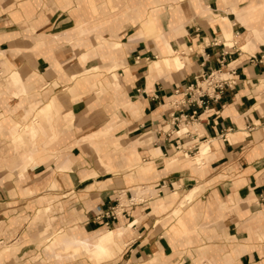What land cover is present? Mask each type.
Listing matches in <instances>:
<instances>
[{
    "label": "crops",
    "instance_id": "0c3cea01",
    "mask_svg": "<svg viewBox=\"0 0 264 264\" xmlns=\"http://www.w3.org/2000/svg\"><path fill=\"white\" fill-rule=\"evenodd\" d=\"M217 71L236 84L199 97ZM3 243L0 264H264V0H0Z\"/></svg>",
    "mask_w": 264,
    "mask_h": 264
},
{
    "label": "bare ground",
    "instance_id": "6f19581e",
    "mask_svg": "<svg viewBox=\"0 0 264 264\" xmlns=\"http://www.w3.org/2000/svg\"><path fill=\"white\" fill-rule=\"evenodd\" d=\"M251 7H252V4H251ZM246 22H247V20H246ZM141 35H143V34H141ZM172 48L173 47H171L170 44L167 43V48L160 51L159 54L161 55V57H162L163 60H162V62L157 63L158 66L164 65V66H166L168 68H174V69H177V68L181 67L182 63H181L180 57L178 56V54L175 53V51ZM117 67H120V66H117ZM96 136L98 137L100 135L99 134H96ZM20 140H21V137H19V142H20ZM208 153H209V145L206 144V143H203L201 145L200 151L196 155H194L193 157H189V160H190V162L192 164H199L202 161L203 158H206V156H207ZM151 169H152L151 167H149V168H143V170H146V171L147 170H151ZM189 197H191V196H189ZM189 197H187V199H189ZM182 205L184 206V203H182ZM180 211H181V209H178L175 213H180ZM109 238H111V235H109ZM109 238L103 237L101 239V243L98 246V255H99L100 258H110L112 256L111 255V250H110V248L108 246V239ZM76 242H77L76 237H74L72 235H68V241L64 242V245L65 246H70V245L72 246V245H75ZM75 247H76V249L78 251L81 250V249L82 250H88V246H87V242L86 241H82L80 244L76 245Z\"/></svg>",
    "mask_w": 264,
    "mask_h": 264
},
{
    "label": "built area",
    "instance_id": "2783aa9c",
    "mask_svg": "<svg viewBox=\"0 0 264 264\" xmlns=\"http://www.w3.org/2000/svg\"><path fill=\"white\" fill-rule=\"evenodd\" d=\"M216 75H218V76H216ZM225 76L226 75L224 73H222L221 71H217V72H213L210 75L206 76V78H204L201 81V84L197 83V88L201 89L200 92H197L199 97L209 95L207 92L208 90H213V91H216V90L220 91L221 90L222 91L226 86H233L236 84L235 80L230 79L229 77H225ZM193 90H194L193 86L188 88V91L193 92ZM178 93H179V91H178ZM215 98H217V95L215 96ZM174 105H176V106L184 105V101H182V100L177 101L176 100ZM193 153H194V150L190 149L187 151V153H185V155L190 156ZM121 213H122V210L120 209V204H118L117 206H114L110 211L105 212L104 214H99L97 216V219H101L102 217L116 219Z\"/></svg>",
    "mask_w": 264,
    "mask_h": 264
},
{
    "label": "rangeland",
    "instance_id": "374dc122",
    "mask_svg": "<svg viewBox=\"0 0 264 264\" xmlns=\"http://www.w3.org/2000/svg\"><path fill=\"white\" fill-rule=\"evenodd\" d=\"M216 76H218V75H216ZM206 84V83H205ZM36 111V110H35ZM38 117H39V113L38 112H34L33 113V121H35V119H38ZM25 123V122H24ZM35 123V122H34ZM25 125V124H24ZM28 129V128H27ZM24 130H26V128L25 129H23V131ZM177 156H182V157H187L186 155H185V153H183V152H179L178 154H177ZM208 157V156H207ZM181 212V211H180ZM176 214H179V213H176ZM49 228H50V226H49ZM46 235H45V238L44 239H42L41 241H43V243H40V242H38L39 244H37V247L38 248H40V249H42L43 250V252L45 253V247H46V244H47V238H53L56 234H58V232H57V230H54V231H52V233H49V230H47L46 232ZM47 239V240H46ZM6 247H9V245L8 244H5V243H3V244H0V250H2V251H4L5 250V248ZM86 256L87 258H91L89 255H87V254H83V255H81V256ZM38 257H40V255L38 256ZM38 257H36V258H34V260H36ZM78 258V257H77ZM92 259V258H91ZM117 259V257L116 258H114V260H116ZM112 260V259H111ZM93 262H98V263H101V262H99V261H96V260H92ZM105 262V261H104Z\"/></svg>",
    "mask_w": 264,
    "mask_h": 264
}]
</instances>
